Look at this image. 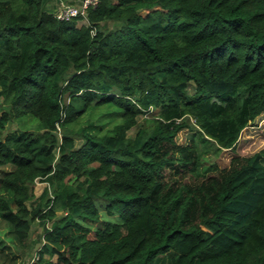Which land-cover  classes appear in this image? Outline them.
Segmentation results:
<instances>
[{
	"label": "trees",
	"instance_id": "16d2710c",
	"mask_svg": "<svg viewBox=\"0 0 264 264\" xmlns=\"http://www.w3.org/2000/svg\"><path fill=\"white\" fill-rule=\"evenodd\" d=\"M48 2L0 0V218L43 227L32 264H264V153L205 161L264 113V0Z\"/></svg>",
	"mask_w": 264,
	"mask_h": 264
},
{
	"label": "rangeland",
	"instance_id": "374dc122",
	"mask_svg": "<svg viewBox=\"0 0 264 264\" xmlns=\"http://www.w3.org/2000/svg\"><path fill=\"white\" fill-rule=\"evenodd\" d=\"M144 15H147L148 11H142ZM193 87H191V91ZM2 101V100H0ZM7 109V108H6ZM2 111L0 112V115ZM21 119L14 120L8 124L7 130H15L17 128H23ZM24 128L38 130L40 127V119L37 117L28 118L27 122L22 121ZM143 122V117H140L139 123ZM244 129L238 144L231 149H223L218 153L209 152L206 155V165L214 164L218 168L228 167L231 164V160L236 155L249 156L256 152L262 151L264 153V113L257 117V119ZM138 126H135L129 132L130 136H134ZM193 132L189 129H185L180 132L178 140L182 143L189 141ZM78 145L82 143V140H78ZM211 174V172H210ZM187 181L195 180L192 174H188L185 178ZM47 186V182L38 180L34 185V192L36 196H39L44 188ZM105 200H103V204ZM105 219H110L114 222L120 221L118 214L108 215L104 214ZM43 234V227L39 224L38 220L34 222L33 229L31 231L29 244L23 247L14 233L12 228L0 218V264H32L34 259L37 258V250L42 244L41 235Z\"/></svg>",
	"mask_w": 264,
	"mask_h": 264
},
{
	"label": "built area",
	"instance_id": "2783aa9c",
	"mask_svg": "<svg viewBox=\"0 0 264 264\" xmlns=\"http://www.w3.org/2000/svg\"><path fill=\"white\" fill-rule=\"evenodd\" d=\"M100 0H49L48 5H57L55 17L61 20H71L82 16L81 23L87 24L89 9L98 5Z\"/></svg>",
	"mask_w": 264,
	"mask_h": 264
}]
</instances>
